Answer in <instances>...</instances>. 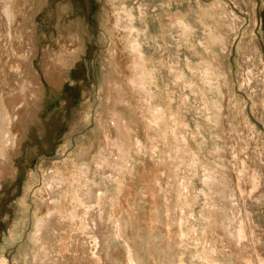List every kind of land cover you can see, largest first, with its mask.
<instances>
[{"label": "rangeland", "instance_id": "rangeland-1", "mask_svg": "<svg viewBox=\"0 0 264 264\" xmlns=\"http://www.w3.org/2000/svg\"><path fill=\"white\" fill-rule=\"evenodd\" d=\"M0 96V264H264V0H0Z\"/></svg>", "mask_w": 264, "mask_h": 264}, {"label": "bare ground", "instance_id": "bare-ground-1", "mask_svg": "<svg viewBox=\"0 0 264 264\" xmlns=\"http://www.w3.org/2000/svg\"><path fill=\"white\" fill-rule=\"evenodd\" d=\"M9 11V10H8ZM221 37V36H220ZM75 39V37H71V39L70 40H74ZM222 39H224V38H222ZM226 43V42H225ZM79 46H81V45H79ZM78 49L76 48L75 49V51H74V54L73 55H70V54H57L58 56H59V58H60V60H61V62H62V64H65L66 63V65L68 64V66L69 65H71V66H73L74 64H76L77 63V58H78ZM56 57V56H55ZM55 65V64H54ZM53 65V66H54ZM139 67V66H138ZM142 66H140V70H141V73H144V70L141 68ZM4 77V76H3ZM109 79V77L108 76H106V81H107V83H108V88L111 90V85H110V81L108 80ZM46 84V83H45ZM24 92V91H23ZM17 95V94H16ZM26 95H28V93L26 94ZM25 95V96H26ZM40 96V95H39ZM1 97V96H0ZM28 97V96H27ZM41 97V96H40ZM23 98V100H24V96L22 97ZM26 99V98H25ZM26 101V100H25ZM25 101H23V103L25 102ZM19 104V103H18ZM3 105V104H2ZM0 113H1V116H0V121H1V124H0V150L1 149H4V147L6 146V145H10V144H12V143H15V142H13V140H12V137L13 138H15L16 136H11L10 134H8V127L11 125L10 123H11V121L9 120V115H8V110L4 107V106H2L1 107V110H0ZM46 126H47V128H48V135H50V137L52 138V139H55V138H57V134H58V131L60 130V128H61V122L58 120V123L57 122H55V121H50V122H46ZM13 135H16V134H13ZM37 134H33V139L35 140V141H37ZM40 144V143H39ZM51 146H53L52 144V141H51ZM13 147V146H12ZM5 152V151H4ZM8 153V152H7ZM3 157V156H2ZM3 159V158H2ZM0 160V168H4L5 169V166H4V161L3 160ZM3 162V163H2ZM13 166V165H12ZM245 166V165H244ZM12 168V167H11ZM55 168V167H54ZM56 170L58 169L57 167L55 168ZM2 170V169H1ZM4 177V175H1L0 174V187L2 186V178ZM242 179H243V173L241 172V177L239 176V179H238V181H239V184L241 185V182H242ZM9 181H6L5 183H3V185H5L6 183H8ZM100 197H101V194H99V199H100ZM237 203L238 204H240L239 203V201L237 200ZM238 209V208H237ZM236 213H238V212H236ZM235 216V215H234ZM217 217V216H216ZM241 218L242 219H240V223H239V225H237V221L235 220L234 221V223H233V220L231 219V220H229V233L232 235V236H234V237H239L240 238V241H243L244 243L246 242L245 240H248L249 238V236H248V231H247V225H246V222H245V220L243 219V214H241ZM235 219V218H234ZM123 219H119L118 220V222L117 223H123ZM93 222H95L94 220H93ZM124 228H126V227H124ZM118 230V232H125V230L124 229H117ZM127 230V229H126ZM254 232H252V235H254L253 234ZM98 234L100 235V237L104 240V242H102V247H104L105 248V235H104V231H102V232H98ZM233 237V238H234ZM243 243V244H244ZM103 254V253H102ZM135 264H139L137 261H135Z\"/></svg>", "mask_w": 264, "mask_h": 264}]
</instances>
